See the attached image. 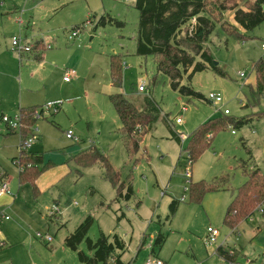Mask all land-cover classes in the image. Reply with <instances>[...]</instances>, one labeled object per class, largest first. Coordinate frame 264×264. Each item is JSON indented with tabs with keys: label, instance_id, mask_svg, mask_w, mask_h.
Returning a JSON list of instances; mask_svg holds the SVG:
<instances>
[{
	"label": "rangeland",
	"instance_id": "rangeland-1",
	"mask_svg": "<svg viewBox=\"0 0 264 264\" xmlns=\"http://www.w3.org/2000/svg\"><path fill=\"white\" fill-rule=\"evenodd\" d=\"M50 1L58 3L59 9L68 6L62 3L64 0ZM1 2L5 6H0V61L17 68L13 55L20 57L12 47L14 37H23L31 44L43 40L53 48L43 52L47 70L39 66L34 50L25 55L18 73L12 69L15 78L0 81V97L20 99L23 90L26 106L45 109L35 124V141L28 151L41 154L46 167L37 196L31 183L19 185L20 169L14 159L20 155L21 133H11L1 120L0 176L10 179L12 202H0V264H81L79 252L90 254L86 242L75 251L67 247L65 240L88 216L94 218L88 234L91 240L96 241L104 233L117 234L126 242V264H144L152 256L168 264H224L216 252L220 246L230 253L228 264L233 262L234 250L238 253L237 264L243 255L252 264H264L261 213L240 224L238 235L232 233L224 223L231 191L209 192L201 203L190 202L186 179L189 161L181 156L190 133L228 110L229 118L247 116L253 121L241 129L218 133L212 148L191 165L192 182L211 184L217 177L228 175L231 188H238L246 180L242 161L264 172V98L253 106L249 88V83L255 81L253 64L264 59V23L245 32L234 22L230 2L224 14L217 11L218 24L207 47L226 76L213 69L196 72L191 79L185 75L182 85L204 96L197 99L173 90L170 78L158 72L153 57L136 54L139 13L134 8L135 0H97L98 10L91 22L80 21L75 26L69 25V18L47 23L41 17L39 0ZM243 6L241 2L239 7ZM104 15L123 26H97ZM220 25L240 31L245 38L228 36ZM75 27L81 30L76 38H70ZM112 55L122 59L121 89L112 87ZM69 71L75 76L68 84L65 77ZM139 86L146 91L139 92ZM115 93H122L140 110L150 98L162 111L152 131L141 137L140 150L130 157L119 134L121 121L110 100ZM210 94L219 95L223 102L212 103ZM58 102L59 109H48V105ZM18 109L19 105L6 114L15 118ZM178 118L182 124H177ZM172 129L182 136V145L173 138ZM70 131L73 139L67 137ZM93 148L110 159L121 172L122 181L131 183L132 199H118L117 190L104 179L100 164L87 168L77 164V155ZM173 200L182 202L169 220ZM56 207L59 214L50 218ZM209 228L220 232L217 244L208 243ZM160 234L167 238L161 249L154 246ZM49 237L51 242L45 240ZM153 247L155 254L151 256ZM246 262L240 260V264Z\"/></svg>",
	"mask_w": 264,
	"mask_h": 264
},
{
	"label": "trees",
	"instance_id": "trees-1",
	"mask_svg": "<svg viewBox=\"0 0 264 264\" xmlns=\"http://www.w3.org/2000/svg\"><path fill=\"white\" fill-rule=\"evenodd\" d=\"M228 2L231 5L229 10L234 12L235 23L245 32L252 31L264 23V0H135L134 8L139 12L135 39L136 54L141 57H153L158 72L170 78L173 90L183 96L203 99L204 96L192 87L182 85V80L185 75L191 79L196 72H203L207 69H213L221 76H226V73L215 64L207 43L218 24L215 18L217 11L224 14L228 8ZM241 2L244 8L239 7ZM194 18L196 24L192 25ZM107 24L123 26L124 23L104 15L97 26ZM220 26L228 36H235L242 40L245 38L243 33L236 29L231 30L229 27ZM41 48L40 44L35 46V50ZM122 67L121 57L112 55L110 76L113 88L123 87ZM253 72L255 81L249 83V88L253 99L252 105L258 106L260 99L264 98V59L253 64ZM110 100L121 121L119 134L130 157L140 150L141 137L152 131L162 111L150 98H146L144 110L138 109L122 93L110 95ZM43 113V107L38 106L20 109L21 129L19 131L22 144L20 155L14 159L18 161L17 166L20 169V184L31 183L36 195L39 194L36 182L46 171L43 156L24 150L22 146L33 135L38 116H42ZM252 121V117L229 118L227 114L207 120L189 134L186 146L184 149L182 147L181 156L193 164L212 148L218 133L230 128L241 129L251 124ZM11 133H16V131H11ZM171 133L173 138L182 145L181 136L173 129ZM247 152L251 154L248 149ZM76 162L84 168L100 164L104 170V179L117 190L118 199L133 198L134 190L131 183L127 185L125 181H122L121 172L113 166L101 150L93 148L83 151L77 155ZM241 163L246 180L238 188H231L228 175L217 177L211 184L203 181L194 183L191 179L188 181L190 202L194 203H201L209 192L231 191V202L226 210L224 223L234 234H237V227L240 224L251 220L257 212H260L264 218V172L257 165H248L244 161ZM182 201L173 200L170 205L169 220L175 216ZM93 224L94 218L88 216L65 240L67 247L75 251H79L81 244L86 242L90 254L79 252L81 264H126L123 257L127 251V244L122 237L117 234L108 236L101 233L100 237L93 241L88 237ZM166 239V236L160 234L154 246L161 249ZM144 245L145 241L142 246ZM216 252L225 261L231 260L229 251L223 246L218 247ZM233 252L232 260L237 264V250ZM154 254L155 248L153 247L151 256ZM155 257L158 258V256Z\"/></svg>",
	"mask_w": 264,
	"mask_h": 264
},
{
	"label": "crops",
	"instance_id": "crops-1",
	"mask_svg": "<svg viewBox=\"0 0 264 264\" xmlns=\"http://www.w3.org/2000/svg\"><path fill=\"white\" fill-rule=\"evenodd\" d=\"M39 2L41 4L40 7H42V12H43L41 17L43 19H47L48 20L47 23H49V24L50 23L54 24L56 22H59V20H62L63 18H69V21H70L69 25L72 24V26L78 25L80 23V21H81V23L85 24V21L87 22L88 20H90V21L92 20L91 16L93 14H96L95 11L98 10V8H97V0H64L62 3H67L68 6H64V7L62 6L63 8L61 7V9H59L60 5H56L58 3L50 1V0L39 1ZM49 2H51V3H49ZM4 6H5V3H4ZM1 7H3V6H1ZM75 21H78V22L75 23ZM59 27H61V26H59ZM33 44H35V46L37 44H40L42 46V48L40 50H35V51H37V55L35 56V59L38 61L39 66L43 67L44 70H47V68H46L47 60L45 59L46 56L44 55L43 52L46 49H48L46 47H48L49 45L51 46V49H52L53 48L52 45L51 44H48V46L45 45L43 40H41V41L37 40ZM49 50H50V48H49ZM25 55H24V57H25ZM23 58L22 59L21 58L18 59L15 54L13 55V60H14L15 66L17 67L15 69H13L12 65H10L6 60L0 61V81H1V79H4V78H15L17 74H15V75L12 74L11 73L12 69L15 71V73H18V67H20L21 64L23 63V60H24ZM18 61H19V63H18ZM71 82L72 81H70V82H66L65 81V83H68V84L71 83ZM21 83L22 82H20V84ZM145 91H143V92H145ZM24 98H25V93H24L23 90L20 93V99L11 98V100H10V99H8L7 97H4V96L0 97V112L2 113L1 116H0V121H1V117L2 116H8L6 114V112H10L11 113L15 109L16 106L19 105V109H18V113H19L21 108H24L26 105H28V102H24V100H25ZM26 107H31V106H26ZM2 148L3 147L0 146V149H2ZM37 154H39V153H37ZM43 175H44V173L41 176H43ZM7 177H8L7 175H1L0 176V184H1V181H5L7 183H10V179L7 178ZM40 177H39V179H40ZM19 178H20V174H19ZM39 179L36 182L38 189H39V186H38L39 185ZM19 185L23 186L24 184H20V180H19ZM9 188H10V186H9ZM10 195H12L11 188H10V194H6L5 193L3 195H0V202H2V203H10V202H12V200L9 197ZM249 221H247V222H249ZM243 224H245V222L242 223V225ZM242 225H241V227H242ZM259 232H260V230H259ZM236 235H238V234H236ZM263 250H264V247H263ZM217 255H218V253H217ZM246 257L247 256H245V255H243L242 257H239L238 258V263L240 264V260H247L248 261V259ZM220 259H222V262H224V264H228L223 258L220 257ZM251 262H253V261H251Z\"/></svg>",
	"mask_w": 264,
	"mask_h": 264
},
{
	"label": "built area",
	"instance_id": "built-area-1",
	"mask_svg": "<svg viewBox=\"0 0 264 264\" xmlns=\"http://www.w3.org/2000/svg\"><path fill=\"white\" fill-rule=\"evenodd\" d=\"M1 6H4V3L1 2L0 4ZM91 21L88 20L86 23L89 24ZM196 24V19L194 18L192 20V25ZM81 30V28H74L72 35H70V38H76L79 34V31ZM12 47L13 49L19 54L20 58L22 59L24 57L25 54H31L33 53V51L35 50V44H31L30 42H28L27 40L23 39V38H16L14 37L12 39ZM48 49L51 48V46L49 45L47 47ZM262 49H264V43L262 44ZM75 76V72L74 71H69L65 77V81L66 82H70V79L72 77ZM245 74H242V77H244ZM139 92H143L146 90V88L144 86H139ZM208 99L212 102V103H222L223 99L222 97H220L219 95H215V94H210L208 96ZM61 105V102L55 103V104H50L48 105V109H50L51 107L55 108V109H59ZM44 112L45 109L43 108ZM185 111V110H184ZM229 111L226 110L225 114H228ZM44 114V113H43ZM40 117V116H38ZM1 120L3 122H5L9 128L10 131H19L21 129V122H20V116H16L15 118H11L8 116H2ZM177 124H182L183 121L181 118H178L176 120ZM234 133V132H233ZM67 137L70 139H73V133L70 131L67 133ZM182 138V136H181ZM35 141V130L32 136H30L23 144L22 148L24 150H28L31 148L32 144ZM76 142H78V139H75ZM191 162H189V167L186 169V179L189 181L192 177V173H191ZM186 191L188 190L187 188L185 189ZM10 194V188H9V183L5 182V181H1L0 184V195L3 194ZM184 199V198H183ZM57 214H59V210L58 208H54L51 212V215L49 216L50 218H53L54 216H57ZM9 219V217H7V220ZM39 238H42L41 235H38ZM220 236V232L216 229L213 228H209L208 229V243L210 245L213 244H217L218 242V238ZM47 242H51L52 239L49 237L47 239H45ZM5 244V243H4ZM234 253V252H233ZM233 253H231L233 255ZM146 264H167L164 261H162L161 259L157 258V257H151L149 258V260H147ZM229 264H236L234 262H231ZM245 264H252L251 261H247Z\"/></svg>",
	"mask_w": 264,
	"mask_h": 264
}]
</instances>
